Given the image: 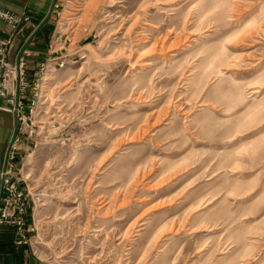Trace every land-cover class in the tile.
I'll use <instances>...</instances> for the list:
<instances>
[{"label": "rangeland", "instance_id": "obj_1", "mask_svg": "<svg viewBox=\"0 0 264 264\" xmlns=\"http://www.w3.org/2000/svg\"><path fill=\"white\" fill-rule=\"evenodd\" d=\"M57 3L16 173L37 264H264V0Z\"/></svg>", "mask_w": 264, "mask_h": 264}, {"label": "built area", "instance_id": "obj_2", "mask_svg": "<svg viewBox=\"0 0 264 264\" xmlns=\"http://www.w3.org/2000/svg\"><path fill=\"white\" fill-rule=\"evenodd\" d=\"M56 0L52 13L58 7ZM0 20L7 25V33L0 37V98H5L17 120V127L6 152L4 170L2 172V189L0 194V227H11L16 236L17 245L29 240L28 237V196L20 188L17 172V158L23 141V127L28 115L32 113L35 101L38 79L55 72L63 66L58 64L53 56V45H48L47 55L35 67L32 80L28 79L30 49L29 41L24 31L30 23V17L22 14L16 15L0 8Z\"/></svg>", "mask_w": 264, "mask_h": 264}, {"label": "crops", "instance_id": "obj_3", "mask_svg": "<svg viewBox=\"0 0 264 264\" xmlns=\"http://www.w3.org/2000/svg\"><path fill=\"white\" fill-rule=\"evenodd\" d=\"M54 0H0V8L16 15L25 14L30 17L24 36L26 40H31L28 47L30 49L28 73L33 72L35 67L44 59L45 40L42 30L47 27V23L34 35V31L47 16ZM7 25L0 20V37L7 33ZM41 40V41H39ZM44 44V45H43ZM35 64V65H34ZM34 74V73H33ZM10 107L5 98H0V194L2 189V172L5 166L6 152L11 138L17 127L15 114L9 110ZM26 150L25 144H21L19 157L17 158V172H20L21 154ZM16 172V173H17ZM32 216L27 214L28 237L32 232ZM0 264H37L34 258L30 240L22 245H17L15 232L11 227H0Z\"/></svg>", "mask_w": 264, "mask_h": 264}, {"label": "bare ground", "instance_id": "obj_4", "mask_svg": "<svg viewBox=\"0 0 264 264\" xmlns=\"http://www.w3.org/2000/svg\"><path fill=\"white\" fill-rule=\"evenodd\" d=\"M264 14V3L259 7V15H263ZM255 22V18L253 17V15H251L249 18L245 19L243 24H244V28L248 27V26H252ZM264 71V64L260 65L255 72L250 75L251 77H244L245 79L247 78V80L244 81H248L250 79H255L258 76H260ZM243 81V80H242Z\"/></svg>", "mask_w": 264, "mask_h": 264}, {"label": "water", "instance_id": "obj_5", "mask_svg": "<svg viewBox=\"0 0 264 264\" xmlns=\"http://www.w3.org/2000/svg\"><path fill=\"white\" fill-rule=\"evenodd\" d=\"M55 2H56V0H54V2H53V5L51 6V8H50V10H49V12H48V14H47V16L45 17V19L42 21V23L37 27V29L34 31V33H33V35L32 36H34L46 23H47V21L50 19V17H51V14H52V10H53V6H54V4H55ZM30 42V41H29Z\"/></svg>", "mask_w": 264, "mask_h": 264}]
</instances>
